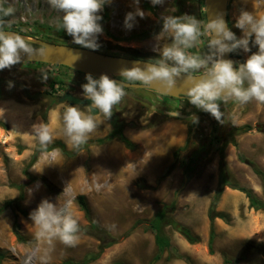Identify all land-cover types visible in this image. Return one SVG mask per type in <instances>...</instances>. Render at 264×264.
<instances>
[{
  "label": "rangeland",
  "instance_id": "obj_1",
  "mask_svg": "<svg viewBox=\"0 0 264 264\" xmlns=\"http://www.w3.org/2000/svg\"><path fill=\"white\" fill-rule=\"evenodd\" d=\"M256 3V12L260 13L264 0ZM0 7L15 9L14 15L8 16L9 22H23V30L36 34L26 35L30 38L77 45L66 31L57 28L62 13L50 8L47 0H0ZM245 7V0H229L230 27L237 37L242 32L235 27L236 18ZM139 8L145 16H137L134 27L128 30L124 19L128 12H135L133 0H112L104 6L98 51L157 62L158 50L172 43L167 35L159 37L164 16H194L202 26L207 24L204 0H164L155 6L151 0H140ZM5 30L18 32L8 24ZM47 30L54 35L48 36ZM208 40L205 34L188 51L206 54ZM250 47V52L240 50L244 62L258 51V46ZM47 68L55 69L64 80L66 92L84 97L81 86L87 83L86 74L74 69L21 62L0 70V121L6 124L0 125V264H63L67 260L79 263L97 253L102 240L110 242L113 238L116 241L89 264H264V212L250 207L243 191L227 186L221 195L217 211L226 217L215 220L212 251L208 216L219 182L221 148L229 180L252 189L264 200V179L255 171L256 167L264 172V104L252 101L241 105L235 99L221 102L230 110L233 129L225 139H219L209 136V117L198 124L157 113L151 118L150 109L143 115L138 113V102L126 96L118 104L122 110L116 112L117 105L113 114L123 125L124 134L135 143L134 148L127 147L118 137L98 143V138L112 130L111 118L89 113L87 105L60 101L65 92L57 94L48 79L43 78L41 71ZM201 72L203 69L193 73ZM71 105L102 121L97 130L74 155H65L54 147L40 152L29 166L39 143L34 126L41 123L53 130L54 142L61 140L72 149L63 132V114ZM180 129L183 138L172 144L168 136ZM118 152L125 160L119 162L115 158ZM192 160L196 164H191ZM50 162L56 164L48 165ZM79 195L85 196L90 216L102 231H80L75 247H66L58 239L51 244L37 240V226L29 214L44 199L58 209H67L80 225L89 226L90 219L78 202ZM8 201L12 203L6 205ZM164 204L174 206L169 213L173 221L189 226L199 241L190 243L174 223L165 224L163 229L171 246L154 260L158 249L149 223ZM16 229L22 239L17 237Z\"/></svg>",
  "mask_w": 264,
  "mask_h": 264
},
{
  "label": "clouds",
  "instance_id": "obj_2",
  "mask_svg": "<svg viewBox=\"0 0 264 264\" xmlns=\"http://www.w3.org/2000/svg\"><path fill=\"white\" fill-rule=\"evenodd\" d=\"M111 2L112 0H47L50 8L62 13L57 28L66 31L73 43L93 51L100 48L98 37L103 34L100 13ZM139 2L140 0H133L135 12H128L125 16L124 27L128 30L134 27L137 16H145L139 8ZM151 3L154 6L162 5L164 0H151ZM0 11L4 16L15 13L12 7L0 8ZM162 19L159 37L167 35L172 40L171 45L158 50L160 59L156 63L121 68V76L129 81H139L145 87L158 83L169 90L183 79L189 84L186 92L188 101L197 109L212 115L221 124V102L235 99L241 105L252 101L264 104V16L257 17L252 12L242 10L235 22V27L242 32L240 37H237L219 14L203 26L194 16L167 15ZM205 34L209 36L207 53H190L188 49L196 47ZM32 44L29 37L6 31L4 21L0 19V70L10 69L21 63L22 53L28 57L42 55L44 49L36 50ZM250 45L258 46V51L236 68L233 67L232 60L223 58L226 53L237 50L250 52ZM202 69L203 75L199 79L192 75ZM41 72L46 79L47 74ZM85 78L87 83L81 87L83 96L91 101L88 112L93 113L96 109L104 119L109 120L114 107L127 95L126 85L111 79L107 74L94 78L89 73ZM12 86L9 81V87ZM2 115L3 112L0 116ZM101 122L77 106H68L63 114L66 143L73 150L80 149ZM191 122L198 124L199 118L193 114ZM34 136L42 148L55 140L53 130L43 123L39 127L34 126ZM55 164L50 162L48 165ZM29 215L37 226V240L51 244L58 239L66 247H75L79 243V221L67 209H58L53 202L44 199Z\"/></svg>",
  "mask_w": 264,
  "mask_h": 264
},
{
  "label": "trees",
  "instance_id": "obj_3",
  "mask_svg": "<svg viewBox=\"0 0 264 264\" xmlns=\"http://www.w3.org/2000/svg\"><path fill=\"white\" fill-rule=\"evenodd\" d=\"M148 6V5H147ZM149 7V6H148ZM0 8H4V7H0ZM5 9V8H4ZM0 19H2L4 21L5 24H8L9 27L13 28L14 30L18 31L19 33H23L25 35H36L34 31H27V30H23L25 24L23 22H19L17 24L11 23L9 22L8 16H4L3 12L0 11ZM230 22V20H229ZM27 25V24H26ZM40 26H38L37 29H39ZM36 29V30H37ZM51 30H47V35H54L52 32H50ZM235 33V32H234ZM35 44H32V46H34ZM232 55H238L240 57H242L240 50H237L236 52H232ZM243 58V57H242ZM27 63H34V64H41L44 66H48V67H67L64 65H57V64H48V63H43V62H27ZM69 68V67H67ZM71 69V68H70ZM47 74V79L49 81V84L51 87H53V90L59 94L60 91L66 92L65 89V85H64V80H62L60 78V76L57 75L56 70L55 69H50L47 68L44 70ZM79 72V71H77ZM81 73V72H80ZM95 78V77H94ZM111 122L113 125L112 130L105 136L102 138H98L96 141L98 143H105L107 141H110L112 139H114L115 137L120 138L127 147L129 148H134V142L131 141V139H129L123 132V125H121V123L118 121L117 116L115 114L112 115L111 117ZM0 125L5 126L6 124L4 122L0 121ZM54 147H58L62 153H64L65 155L71 156L74 155L76 153V150L73 149H69L67 148L66 144L61 141V140H57L55 142H53L52 144L48 145L46 148H42L41 145L38 143L35 146L34 152L32 154L29 166H32L37 158L40 152L42 151H46V150H50ZM183 148H178L175 151V156L177 155V153L179 151H181ZM223 149H220V174H219V182H218V187L217 190L215 191L212 199H211V204L208 210V216L210 219V236H209V247L210 250L212 251L213 248V243L216 237V233H215V220L217 217H221V218H225L226 215L222 212L217 211V204L220 201V197L223 194L225 188L231 187L234 189H239L241 191H243L246 196L248 197L249 200V205L250 207L254 208V209H261L264 212V200H262L261 198H259L252 189L244 187V186H240L238 184L232 183L229 178H228V170L227 167L225 165V156L223 153ZM194 160H192V162H190L191 164H196L193 162ZM174 162L169 166L168 171L170 169H172V167L174 166ZM255 171L261 175L264 179V172L258 168L255 167ZM166 172V174H167ZM28 173V172H27ZM30 177H33L30 173H29ZM22 187V186H21ZM23 195L20 196L19 199L22 198ZM78 202L80 203L81 208L84 210V212L86 213V215L89 217L90 219V224L89 226H83L80 225V231L85 232V233H89V234H94L95 231H102V228L99 226V224L90 216L91 215V211H90V207L89 204L85 198L84 195H79L78 196ZM12 202H7L6 205H10ZM173 205L172 204H164L163 207L158 210L155 214V216L153 217V219L150 221L149 223V227L151 228L152 232L154 233L155 236V242L157 245V249L158 252L154 257V260H158L162 257L163 253L165 252V250H167L170 246H171V240L168 237V235L165 233L164 231V225L165 224H169V223H174V225L176 226V228L180 231V233H182V235L187 239L188 242L190 243H196L199 241V237L193 233V231L190 229L189 226L185 225V224H179L177 222L173 221L172 216L169 215V213L172 211L173 209ZM3 210V207L0 208V211ZM16 235L19 239H22V235L21 233L16 229ZM100 240L102 239L101 236ZM115 238H113L112 241L110 242H103L100 244L99 246V250L97 253L94 254H90L88 256H86L81 262L79 263H74L71 260H67L65 262H63V264H89L91 261H94L95 259H97L100 254L105 250L106 247L110 246L113 242H115ZM0 255L1 254L0 252Z\"/></svg>",
  "mask_w": 264,
  "mask_h": 264
},
{
  "label": "water",
  "instance_id": "obj_4",
  "mask_svg": "<svg viewBox=\"0 0 264 264\" xmlns=\"http://www.w3.org/2000/svg\"><path fill=\"white\" fill-rule=\"evenodd\" d=\"M204 6H205V14H206V23H208L209 20L212 19L214 16L219 14L220 16H222L227 26L230 28V22L228 16L229 0H204ZM6 31H10L13 33L26 36L22 33L15 32L13 30H6ZM30 39L33 41V43L36 44L35 46H32L34 49L36 50L44 49L43 54L33 55L32 57H28L26 54L22 53L21 54L22 62H43L48 64L64 65L85 74L90 73L95 78H99L101 74H107L111 79H114L118 82L121 81L125 85H128V83L120 79L123 77L120 75L121 68L124 67L131 68L134 65L143 66L146 63H156L155 61L144 58L110 54L98 50L93 51L72 44L49 42L39 38H30ZM78 56L79 59L77 60ZM223 58L232 60L234 62L233 63L234 68L238 67L240 63H244L242 57L238 55H232V53H226ZM192 75L197 79H199L203 75V72L192 73ZM132 85L142 86L140 84L139 85L132 84ZM188 87H189L188 82L181 79L177 83V85L171 90L163 88L158 83H155L148 88L173 97H184L187 96L186 92ZM59 100L60 101L67 100L74 104H81L87 106H90L91 104V101L89 99L74 95L71 92H65L62 96L59 97ZM93 113H98V110L94 109ZM176 115L183 116L181 111L180 113H176Z\"/></svg>",
  "mask_w": 264,
  "mask_h": 264
},
{
  "label": "flooded vegetation",
  "instance_id": "obj_5",
  "mask_svg": "<svg viewBox=\"0 0 264 264\" xmlns=\"http://www.w3.org/2000/svg\"><path fill=\"white\" fill-rule=\"evenodd\" d=\"M120 79L128 83V85H126L125 87V91L127 93L126 96H129L130 98H133L135 101L138 102L139 109L137 110V112L142 115L144 113H148L150 109L151 112L149 115L151 118L154 116V113H157V115L171 116V117H176V118H185L191 122V116L195 114L199 118V123H202L205 119L209 117L210 119L209 123H210L211 129L209 130L208 133H209L210 138L219 137V139H225L226 136L233 129V125L230 123L231 113H230L228 106H226L225 104H220V109L223 112V117H222L223 124H221L209 113L199 110L195 106H193L188 101L187 96L173 97V96L158 92L156 90L150 89L148 87L132 85V84L139 85L140 84L139 81H129L123 77ZM137 90H140V92H136ZM126 96L124 98H126ZM117 107L115 108L116 112L122 110L120 105H118ZM180 111L183 116L176 115V113H180ZM200 126L203 127V124ZM216 135H219V136H216Z\"/></svg>",
  "mask_w": 264,
  "mask_h": 264
},
{
  "label": "crops",
  "instance_id": "obj_6",
  "mask_svg": "<svg viewBox=\"0 0 264 264\" xmlns=\"http://www.w3.org/2000/svg\"><path fill=\"white\" fill-rule=\"evenodd\" d=\"M245 1H246V7H245L244 11L252 12L253 15H255L257 17L264 16V12H263L264 9H260L261 10L260 13L256 12V9L259 8L257 3H256L257 0H245ZM228 15H229V12H228ZM229 20H230V17H229ZM230 29H231V27H230ZM243 60H244V57H243ZM183 135H184L183 130L180 129L179 133H178V131L177 132L174 131L170 136H168V138L170 139L171 143L174 144V143L179 142L183 138ZM175 136H177L178 139Z\"/></svg>",
  "mask_w": 264,
  "mask_h": 264
},
{
  "label": "bare ground",
  "instance_id": "obj_7",
  "mask_svg": "<svg viewBox=\"0 0 264 264\" xmlns=\"http://www.w3.org/2000/svg\"><path fill=\"white\" fill-rule=\"evenodd\" d=\"M163 138V137H162ZM162 144V143H161ZM155 148H157V147H155ZM159 151V150H158ZM118 156V157H117ZM114 157V156H113ZM115 158H117V160L120 162V160L121 161H123V160H125L124 158H125V156L122 154V153H120V152H118V154H116V157ZM107 159V158H106ZM105 159V160H106ZM111 159V158H110ZM114 159V158H113ZM161 159L163 160V157L161 158L160 157V162L159 163H161ZM112 160V159H111ZM109 161V160H108ZM112 161H114V160H112ZM154 161V160H153ZM118 164V163H117ZM116 165V164H115ZM152 165V164H151ZM153 165H154V163H153ZM157 165V164H156Z\"/></svg>",
  "mask_w": 264,
  "mask_h": 264
}]
</instances>
